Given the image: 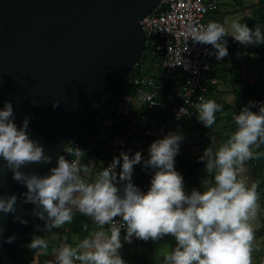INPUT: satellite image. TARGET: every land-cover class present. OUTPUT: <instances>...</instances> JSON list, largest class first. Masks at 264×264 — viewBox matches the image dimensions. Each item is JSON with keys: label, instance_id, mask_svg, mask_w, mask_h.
Wrapping results in <instances>:
<instances>
[{"label": "clouds", "instance_id": "clouds-1", "mask_svg": "<svg viewBox=\"0 0 264 264\" xmlns=\"http://www.w3.org/2000/svg\"><path fill=\"white\" fill-rule=\"evenodd\" d=\"M185 31L194 42L212 45L218 60L228 55L224 39L227 35L243 45L264 43V31L259 26L253 31L239 19L189 24ZM59 103L56 101L53 107ZM193 107L206 127H212L216 113L223 110L216 100L205 96H200ZM29 121L30 117H25L22 127H18L12 102H3L0 160L5 166H0V174L6 167L12 179L27 191L19 197L0 193V213L12 214L14 222L27 224L16 215L19 200L34 205L32 215L46 222L45 232L70 224L77 211L97 226L75 246L63 243L53 249L54 264H126L119 251L123 246L121 229H126L124 240L128 243L133 236L144 241L173 238L175 246L165 252L164 264H252L255 239L252 221L259 209L258 184L249 186L239 177L247 161L262 155L256 149L264 145V105L258 112L245 107L239 114H233L235 129L222 142L212 137V143L200 158L206 161L208 179L202 185L203 191L193 189L190 194L185 191L184 177L174 166L183 140L179 134L169 133L154 141L147 160H143L141 152L134 157L121 152L120 157L89 180L88 166L82 163L85 152L78 147H65L64 151L73 159L59 155L57 166L47 174L22 171L28 165H49L53 160L38 141L30 138ZM121 158L122 188L117 187L116 173ZM142 160L145 168L154 170L147 192L132 183L133 168ZM87 228L85 224L84 229ZM3 232L0 227V239ZM15 239L13 235L5 242L12 243ZM27 246L33 250L49 247L44 236L39 235Z\"/></svg>", "mask_w": 264, "mask_h": 264}, {"label": "water", "instance_id": "water-1", "mask_svg": "<svg viewBox=\"0 0 264 264\" xmlns=\"http://www.w3.org/2000/svg\"><path fill=\"white\" fill-rule=\"evenodd\" d=\"M157 1L0 0V109L11 101L18 127L30 117V138L53 157L22 171L44 175L57 166L68 140L122 89L144 47L141 20ZM26 191L5 167L0 193ZM16 207L27 224L0 213V264H27L25 233L40 220L34 205L18 200Z\"/></svg>", "mask_w": 264, "mask_h": 264}, {"label": "built area", "instance_id": "built-area-1", "mask_svg": "<svg viewBox=\"0 0 264 264\" xmlns=\"http://www.w3.org/2000/svg\"><path fill=\"white\" fill-rule=\"evenodd\" d=\"M217 7L216 0H158L141 20L145 32L144 57L141 55L129 69L125 82L129 91L93 116L65 147L82 149L85 152L82 163L86 164L91 157L101 162L103 168L120 157L121 152L126 153L129 143L136 146L128 152L130 157L141 152L143 160H147L154 141L196 119L198 113L193 105L199 102L200 96L215 98L221 79L218 74H210L211 56L217 50L210 44L194 42L185 29L189 24H207L209 13ZM142 59L150 62V73L141 71ZM143 108L165 112L166 116L147 124ZM134 133L141 134L140 142ZM65 154L66 159H73ZM121 170V165L117 166V187L120 188ZM138 179L132 177V183L147 192ZM125 230L121 229V238Z\"/></svg>", "mask_w": 264, "mask_h": 264}, {"label": "crops", "instance_id": "crops-1", "mask_svg": "<svg viewBox=\"0 0 264 264\" xmlns=\"http://www.w3.org/2000/svg\"><path fill=\"white\" fill-rule=\"evenodd\" d=\"M218 7L209 13L207 21H217L223 23L225 20L239 19L241 23H245L249 28L255 30L259 26L264 31V3L263 0H216ZM227 41L228 55L221 60L217 59L215 51L212 56V74H220L221 82L217 87L214 100L218 104L223 106L236 107L241 105L245 99L243 95L247 94L246 103L250 102L248 93H245L243 88L254 83H264V76L262 67L260 68L256 62L254 55L263 54L264 43L256 45H243L235 40L231 35L224 37ZM259 49V50H258ZM259 56V55H258ZM264 59V58H263ZM251 60V63H250ZM258 61L259 58H258ZM258 66V67H257ZM261 70L259 78L253 79L251 71ZM258 74V72H257ZM246 91V90H245ZM247 92V91H246ZM231 112V111H230ZM229 110H222L216 113L217 120L212 127H206L198 119H195L191 123L197 128L199 134L194 135L195 139H199L200 132H205L208 136L205 142L196 141L197 143L185 142L191 134L184 126L185 124L176 127L172 133L179 134L183 137L180 144V150L175 157V169L184 177V187L187 193H191L193 189L203 191L202 185L208 179L206 172V161H201V157L204 154L205 149L212 143V137L215 136L217 142H222L232 132V118ZM226 113V114H225ZM143 119L147 124H154L158 120L163 119L166 115L165 112L159 113L153 109H142ZM235 114V113H233ZM223 118L224 120H220ZM205 129V131H204ZM138 140L137 142H140ZM134 143H129V147L126 151H132L135 149ZM86 165L89 169V175L86 179L91 180L96 174L103 170V164L97 159L88 158ZM122 167V158H121ZM154 175V170L145 168L143 161L137 164L133 168V179H138L144 185V188L148 190L150 188L151 178ZM192 176V178H190ZM135 177V178H134ZM240 179H244L250 186L252 183L262 184L264 181V175L256 176V172L253 166L246 162L244 164L243 172L240 174ZM123 187V185H122ZM260 206V201L258 200ZM78 223L65 224L60 229H53L52 232H45L44 230L39 236H44L48 241L47 250H34L32 252V258L27 264H54L53 249L58 248L63 243H68L75 246L80 240L86 237L97 226L91 221L89 217L82 215L81 213L74 212L73 219ZM87 224V230L84 229V225ZM255 239L253 241L252 251V264H264V208L258 209V214L252 221ZM126 230L122 233V248L119 250L122 259L126 264H164L163 256L166 251L171 250L175 246V241L169 236H165L161 240L148 241L139 240L135 236L132 238V242L128 243L124 240ZM67 237V240H65Z\"/></svg>", "mask_w": 264, "mask_h": 264}, {"label": "trees", "instance_id": "trees-1", "mask_svg": "<svg viewBox=\"0 0 264 264\" xmlns=\"http://www.w3.org/2000/svg\"><path fill=\"white\" fill-rule=\"evenodd\" d=\"M263 3H264V0H263ZM263 47H264V45H263ZM213 53H212V56H213ZM141 55H142V57H144L143 56L144 55V51H142ZM212 56H211V70H210V74H212ZM259 82L251 84V85L247 86V88L245 87V88L242 89V90H244L245 93H248L249 99H250L249 103L248 102L246 103L245 100H246L247 94H244L242 98L245 99V100H244V102L241 103V105H239V106L237 105L236 107H230V106L226 105V106L222 107V109L224 111L225 110L226 111L229 110V112L231 111L230 112L231 116L229 115V117L232 118V114L233 113L239 114L240 111H242L243 108H245V107H250V109L252 111H254V112H258L259 111L260 106L264 105V83L260 84ZM129 89H130L129 85L125 84L124 87H122V89L114 96V98L109 103L113 104L115 100H117L122 94L128 92ZM109 107L107 108V110L109 109ZM159 113H161V112H159ZM196 119H198V117ZM194 120H192V121H194ZM192 121H190V122H192ZM231 126H232L231 131H234L235 125H234L233 121L231 123ZM139 135H141V134H135V133L133 134V136H135L138 139H140V137H138ZM256 151L261 153L262 155H260L258 159L250 160V161H247V162L250 163L253 166V168H254V170L256 172V176L257 175L258 176H262V175H264V145H261L258 149H256ZM258 194H259V199L258 200L260 201L259 208H262V207L264 208V181L262 182V184L258 185ZM75 222L78 223L75 220V217H74L73 223H75ZM45 223H46L45 221L39 220V222L36 225H33L29 230L26 231L25 240H26V244L27 245L29 243H31V241H32L34 236L39 235L40 233H42V231L44 230V227H45ZM33 251L34 250L30 249L28 246L26 247L25 257H26L27 262L31 260Z\"/></svg>", "mask_w": 264, "mask_h": 264}, {"label": "rangeland", "instance_id": "rangeland-1", "mask_svg": "<svg viewBox=\"0 0 264 264\" xmlns=\"http://www.w3.org/2000/svg\"><path fill=\"white\" fill-rule=\"evenodd\" d=\"M259 50V49H258ZM263 52V54H258L257 56L256 55H254V57L256 58V62H254V64L255 63H257L258 65H259V67L261 68L262 67V69H263V73H264V50H262ZM258 58H259V60L260 61H258ZM141 63L143 64L142 65V67H141V71L142 72H145V73H150V71H149V65H150V62L149 61H147V60H145V59H142L141 60ZM250 63H251V60H250ZM258 67V66H257ZM260 71L261 70H259V69H255L254 68V70H252L251 71V75H253V79H257V78H259V74H260ZM257 72H258V74H257ZM260 77H262V79H263V77L264 76H260ZM264 82V81H263ZM226 114V113H225ZM220 120H224L223 118H221ZM181 127H186L187 129H188V131H189V133L191 134L190 136H188V138H187V140L185 141L186 143L187 142H189L190 144L189 145H191L192 143H197L198 141H201L202 140V142H205L206 141V139L208 138V136L207 135H205V129H204V131L205 132H200L201 134H203V135H201L200 136V138L197 140V139H195V137H194V135L195 134H199V131L197 130V128L196 127H194L193 126V123H191V122H187V123H185V125L184 126H180V128ZM176 129V128H175ZM174 129V130H175ZM173 130V131H174ZM175 132V131H174ZM192 134H194V135H192ZM197 141V142H196ZM182 143V142H181ZM190 178H192V176L190 177Z\"/></svg>", "mask_w": 264, "mask_h": 264}]
</instances>
